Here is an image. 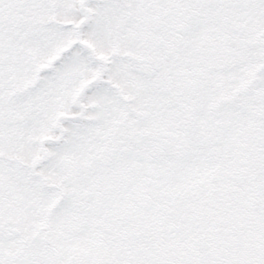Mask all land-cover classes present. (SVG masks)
Segmentation results:
<instances>
[{
  "label": "snow or ice",
  "instance_id": "obj_1",
  "mask_svg": "<svg viewBox=\"0 0 264 264\" xmlns=\"http://www.w3.org/2000/svg\"><path fill=\"white\" fill-rule=\"evenodd\" d=\"M0 264H264V0H0Z\"/></svg>",
  "mask_w": 264,
  "mask_h": 264
}]
</instances>
